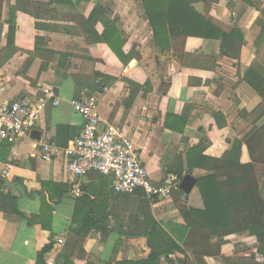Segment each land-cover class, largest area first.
Masks as SVG:
<instances>
[{
  "label": "crops",
  "instance_id": "obj_1",
  "mask_svg": "<svg viewBox=\"0 0 264 264\" xmlns=\"http://www.w3.org/2000/svg\"><path fill=\"white\" fill-rule=\"evenodd\" d=\"M50 1L0 0V105L38 97L44 87L59 97L56 108L41 113L38 140L29 134L0 141V176L13 185L0 188L17 198L23 215L0 212V264H35L48 245L46 264H143L155 229L178 247L158 264H228L219 259L238 253L261 263L252 231L218 238L189 225V209L204 208L196 181L215 172L189 170L187 153L198 146L202 157L221 159L237 141L239 163H251L244 138L264 124V99L243 74L250 66L264 73V0L193 5L220 33L239 31L238 61L220 53V38L187 37L176 52L157 48L140 0ZM34 9L49 17L34 16ZM83 89L98 99L102 124L138 149L153 183L168 175L195 180L183 192L189 199L175 194L151 205L140 192L115 193L110 177L88 172L77 180L65 172L63 150L82 127L70 103ZM43 144L57 150L47 162L40 159ZM254 171L264 201V166ZM75 182L79 198L72 195Z\"/></svg>",
  "mask_w": 264,
  "mask_h": 264
},
{
  "label": "trees",
  "instance_id": "obj_2",
  "mask_svg": "<svg viewBox=\"0 0 264 264\" xmlns=\"http://www.w3.org/2000/svg\"><path fill=\"white\" fill-rule=\"evenodd\" d=\"M140 1L142 17L153 33V44L157 48L176 52V43L187 37L220 38L222 42L220 53L227 58L238 61L240 48L243 44V37L239 31L232 30L228 34L220 33L215 26L206 21L193 8L194 4L202 2L206 9H209L217 0ZM51 2L56 3L54 0ZM33 14L34 16L49 17L47 12H39L35 9ZM9 29L8 36L11 35L14 38V31ZM111 34L114 36L113 32ZM102 40L109 45L111 44L109 36H104ZM225 45L226 49L223 48ZM112 49L117 53L113 46ZM178 52L183 54L182 50ZM261 68L264 69V64ZM243 81L260 98L264 99V73L250 66L243 74ZM244 140L251 159V163L247 165L239 163L242 144L237 141L232 144L231 150L225 153L221 159L202 157L201 152L197 150L198 146L191 148L187 153L189 170L198 168L207 172H215L213 176L196 181L197 195L199 194L204 208L200 211L189 209L191 216L193 214L189 225L195 229L209 230L218 238L252 231L257 242L256 254L262 259L261 263L256 262L253 255L247 259H242L246 255L245 253L234 254L219 260L228 264L230 262L235 264H264V201L260 196L254 171V165L264 166V124L251 130ZM218 176L224 177L225 180L217 182ZM176 177L181 181L180 176ZM0 187L5 188L1 176ZM175 194L184 195L181 190L173 193L172 196ZM184 197L185 200L189 199L188 195ZM0 212L5 215L23 217L19 212L17 198L11 195L9 190L6 194L0 193ZM41 223L44 229H49L48 225L43 224L44 222ZM147 244L151 254L143 264H158L161 256L169 255L178 250L168 235L157 232L156 229L154 233L148 235ZM50 249L51 245L44 247L37 255L35 264H46L44 256Z\"/></svg>",
  "mask_w": 264,
  "mask_h": 264
},
{
  "label": "built area",
  "instance_id": "obj_3",
  "mask_svg": "<svg viewBox=\"0 0 264 264\" xmlns=\"http://www.w3.org/2000/svg\"><path fill=\"white\" fill-rule=\"evenodd\" d=\"M59 105L58 93L53 88L44 87L40 95L33 99L21 98L0 105V141L12 144L17 139L36 130L41 113L47 106ZM71 109L82 119V127L77 138L63 150L62 160L65 172L80 180L88 172L110 177L111 187L117 194L133 195L137 192L153 205L168 201L172 194L180 190L176 176L168 175L162 183H153L135 145L120 137L114 127L102 124L99 101L95 95L83 89L71 101ZM57 150L49 144L41 147V161H50ZM10 166H6L9 170ZM1 178H3L1 176ZM0 193H5L0 188ZM82 194L81 185L75 182L72 190L74 198ZM184 194V193H183ZM185 194L182 196L184 198ZM62 244V242L60 243Z\"/></svg>",
  "mask_w": 264,
  "mask_h": 264
},
{
  "label": "water",
  "instance_id": "obj_4",
  "mask_svg": "<svg viewBox=\"0 0 264 264\" xmlns=\"http://www.w3.org/2000/svg\"><path fill=\"white\" fill-rule=\"evenodd\" d=\"M30 137L32 139L38 140L40 138V134L37 131H32L30 133ZM4 185L6 187L12 188L13 185L9 184L6 180H3ZM195 184V180L190 176V175H186L181 179L179 188L182 192H184L185 194H189L191 189L194 187Z\"/></svg>",
  "mask_w": 264,
  "mask_h": 264
},
{
  "label": "rangeland",
  "instance_id": "obj_5",
  "mask_svg": "<svg viewBox=\"0 0 264 264\" xmlns=\"http://www.w3.org/2000/svg\"><path fill=\"white\" fill-rule=\"evenodd\" d=\"M152 53V52H151Z\"/></svg>",
  "mask_w": 264,
  "mask_h": 264
}]
</instances>
